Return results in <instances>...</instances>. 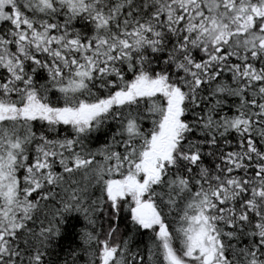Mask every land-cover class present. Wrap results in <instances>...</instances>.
<instances>
[{
  "label": "snow or ice",
  "instance_id": "snow-or-ice-1",
  "mask_svg": "<svg viewBox=\"0 0 264 264\" xmlns=\"http://www.w3.org/2000/svg\"><path fill=\"white\" fill-rule=\"evenodd\" d=\"M0 264H264V0H0Z\"/></svg>",
  "mask_w": 264,
  "mask_h": 264
},
{
  "label": "trees",
  "instance_id": "trees-1",
  "mask_svg": "<svg viewBox=\"0 0 264 264\" xmlns=\"http://www.w3.org/2000/svg\"><path fill=\"white\" fill-rule=\"evenodd\" d=\"M72 223H75L74 221ZM79 225H77V229H78ZM69 232L72 233V236L69 237V239L73 238L74 236V233H73V229H72V224L69 225V228H68Z\"/></svg>",
  "mask_w": 264,
  "mask_h": 264
}]
</instances>
